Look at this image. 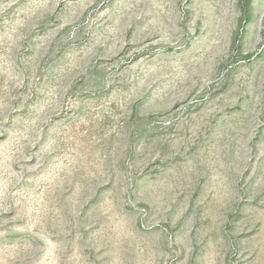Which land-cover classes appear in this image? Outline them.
Returning <instances> with one entry per match:
<instances>
[{"label":"rangeland","instance_id":"374dc122","mask_svg":"<svg viewBox=\"0 0 264 264\" xmlns=\"http://www.w3.org/2000/svg\"><path fill=\"white\" fill-rule=\"evenodd\" d=\"M0 264H264V0H0Z\"/></svg>","mask_w":264,"mask_h":264}]
</instances>
